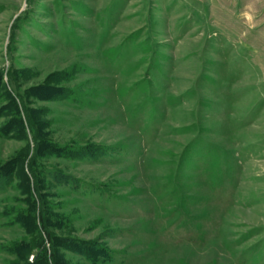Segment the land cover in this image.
Returning <instances> with one entry per match:
<instances>
[{
  "label": "rangeland",
  "instance_id": "1",
  "mask_svg": "<svg viewBox=\"0 0 264 264\" xmlns=\"http://www.w3.org/2000/svg\"><path fill=\"white\" fill-rule=\"evenodd\" d=\"M0 264H264V0H0Z\"/></svg>",
  "mask_w": 264,
  "mask_h": 264
}]
</instances>
